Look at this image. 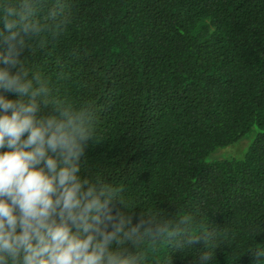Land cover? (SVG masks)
<instances>
[{"label": "trees", "instance_id": "obj_1", "mask_svg": "<svg viewBox=\"0 0 264 264\" xmlns=\"http://www.w3.org/2000/svg\"><path fill=\"white\" fill-rule=\"evenodd\" d=\"M65 3L63 31L29 61L95 107L87 173L119 186L136 216L179 209L215 230L212 264H254L247 252L264 245V0ZM256 126L242 157L208 159ZM198 254L159 259L195 264Z\"/></svg>", "mask_w": 264, "mask_h": 264}, {"label": "clouds", "instance_id": "obj_2", "mask_svg": "<svg viewBox=\"0 0 264 264\" xmlns=\"http://www.w3.org/2000/svg\"><path fill=\"white\" fill-rule=\"evenodd\" d=\"M67 22L65 0H0V264H173L166 249L212 264L215 230L179 209L136 216L119 186L87 173L95 107L29 61ZM247 253L264 264V245Z\"/></svg>", "mask_w": 264, "mask_h": 264}, {"label": "rangeland", "instance_id": "obj_3", "mask_svg": "<svg viewBox=\"0 0 264 264\" xmlns=\"http://www.w3.org/2000/svg\"><path fill=\"white\" fill-rule=\"evenodd\" d=\"M259 132L260 128L257 126L254 127L253 131L247 134L242 140L218 149L216 152L210 154L208 159L215 160L219 158L242 157L247 152Z\"/></svg>", "mask_w": 264, "mask_h": 264}]
</instances>
